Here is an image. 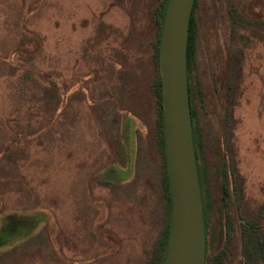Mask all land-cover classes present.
I'll return each mask as SVG.
<instances>
[{"label":"rangeland","instance_id":"374dc122","mask_svg":"<svg viewBox=\"0 0 264 264\" xmlns=\"http://www.w3.org/2000/svg\"><path fill=\"white\" fill-rule=\"evenodd\" d=\"M162 5L0 0V264H160ZM190 19L205 153L232 176L208 228L233 225L221 264H241L242 225L264 232V0H196Z\"/></svg>","mask_w":264,"mask_h":264},{"label":"water","instance_id":"95a60500","mask_svg":"<svg viewBox=\"0 0 264 264\" xmlns=\"http://www.w3.org/2000/svg\"><path fill=\"white\" fill-rule=\"evenodd\" d=\"M194 0H168L160 34L165 158L171 192V227L163 264H205V235L194 157L186 46Z\"/></svg>","mask_w":264,"mask_h":264},{"label":"flooded vegetation","instance_id":"af4514ba","mask_svg":"<svg viewBox=\"0 0 264 264\" xmlns=\"http://www.w3.org/2000/svg\"><path fill=\"white\" fill-rule=\"evenodd\" d=\"M168 0H163L162 10L165 11ZM196 0L193 2L192 10L195 7ZM192 12V11H191ZM164 16V14H163ZM191 17V15H190ZM163 18L161 17V24ZM190 22V21H189ZM162 27V25H161ZM161 34V29H160ZM160 36V35H159ZM160 42V41H159ZM159 47V46H158ZM187 47V46H186ZM159 58V56H158ZM159 67V64H158ZM192 68V66H191ZM187 72V68H186ZM192 87V85H191ZM193 88H191L190 94V120H191V134L192 143L194 150V157L196 163L197 177L199 183L203 222H204V235H205V264H221L222 259L226 257L227 252L230 248L225 247V242L228 240V244L231 243L230 234L233 231V225H225V231H209L210 214L212 210L216 211L217 203L216 195L221 194V206L224 208L228 205L230 198V184L232 183V176L229 172L228 164L225 161V156H220V163L208 158L206 140L202 125V115L200 109L196 110L193 108ZM189 93V91H188ZM230 145V139L227 141L226 148ZM230 153V151H228ZM229 159V157H228ZM167 165V164H166ZM168 172V169H167ZM169 176V174H168ZM244 180L241 178V186H243ZM218 188V190H216ZM243 190L241 188V194ZM245 198V196H244ZM223 200V202H222ZM213 204V206H212ZM215 208V209H214ZM260 209V208H259ZM171 227V225H170ZM226 236L228 238L226 239ZM209 240L210 248L217 247L219 244L220 248L218 252L209 257ZM167 249V248H166ZM166 253V252H165ZM241 264H259L264 261V232L258 225L257 220L246 222L241 228ZM163 264V263H162Z\"/></svg>","mask_w":264,"mask_h":264},{"label":"trees","instance_id":"16d2710c","mask_svg":"<svg viewBox=\"0 0 264 264\" xmlns=\"http://www.w3.org/2000/svg\"><path fill=\"white\" fill-rule=\"evenodd\" d=\"M163 14H164V10L161 13V17L163 18ZM191 19L189 22V27H188V36H187V47H186V68H187V80H188V91H189V99H190V94H191V79H190V49H191V45H192V35H191ZM162 25V24H161ZM159 41H160V36H159ZM158 53H159V47H158ZM159 99H160V105H161V109H162V97H161V83H159ZM162 127H163V115H162ZM162 143L164 146V152H165V143H164V132L162 133ZM166 159V158H165ZM166 162V161H165ZM165 169H166V183H167V208L169 209V214H170V225H171V207H172V200H171V192H170V182H169V176H168V172H167V165H165ZM169 234H170V228L167 230L166 233V239L164 242V247L162 249V259L160 261V264L163 263L164 261V257H165V252H166V248H167V244H168V240H169ZM264 263V261H263Z\"/></svg>","mask_w":264,"mask_h":264}]
</instances>
